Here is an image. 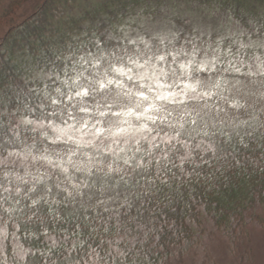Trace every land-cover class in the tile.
<instances>
[{"label":"clouds","instance_id":"9594fccd","mask_svg":"<svg viewBox=\"0 0 264 264\" xmlns=\"http://www.w3.org/2000/svg\"><path fill=\"white\" fill-rule=\"evenodd\" d=\"M69 17L0 50V264L236 249L264 214V0H72ZM241 189L248 211L218 222Z\"/></svg>","mask_w":264,"mask_h":264},{"label":"trees","instance_id":"16d2710c","mask_svg":"<svg viewBox=\"0 0 264 264\" xmlns=\"http://www.w3.org/2000/svg\"><path fill=\"white\" fill-rule=\"evenodd\" d=\"M31 5V0H0V30L3 29V34L0 37V50H14L29 39L38 37L61 24L65 18H70L72 0H44L37 8L33 9H30ZM24 8L25 11L28 10L26 15H21V19L16 22L13 20L8 22V18L22 13ZM246 200L247 196L244 190L231 192L227 200L218 205V208L225 210V217H222L218 222H223L227 213L237 209L240 210L239 215L246 213L251 206L250 202L245 203ZM256 224H259L260 227L257 228ZM254 228L264 230V214L256 217L251 226H245L244 235L239 239L236 249L230 251V244L220 237L214 239L212 247L219 240L223 241V245L226 246L224 248L226 254L239 261H235V264L248 263L247 259L251 249L249 240Z\"/></svg>","mask_w":264,"mask_h":264},{"label":"rangeland","instance_id":"374dc122","mask_svg":"<svg viewBox=\"0 0 264 264\" xmlns=\"http://www.w3.org/2000/svg\"><path fill=\"white\" fill-rule=\"evenodd\" d=\"M44 0H31L32 5L30 7V9L32 8H37ZM28 12L24 10L22 11V13L20 12L17 16H12L10 18H8V22L13 20L14 22L18 21L21 19V15H26ZM6 27V25H5ZM3 34V29L0 30V37ZM251 237L249 240L250 243V252H249V256L251 255V257L248 259L249 262L248 263H243L241 261V263L243 264H264V230L261 229H257L254 228L251 232ZM249 239V238H248ZM220 242V243H219ZM215 243V245H213V247H211L210 250V254H209V261L208 264H235L237 261V259L234 258H230L226 252H225V245H223V241H220Z\"/></svg>","mask_w":264,"mask_h":264}]
</instances>
